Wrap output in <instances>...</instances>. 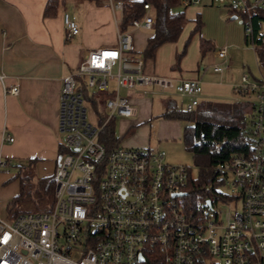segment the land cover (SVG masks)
<instances>
[{
  "label": "built area",
  "instance_id": "obj_1",
  "mask_svg": "<svg viewBox=\"0 0 264 264\" xmlns=\"http://www.w3.org/2000/svg\"><path fill=\"white\" fill-rule=\"evenodd\" d=\"M208 1L236 11L248 38L264 28L263 20H251L264 0ZM109 5L121 12V1ZM143 8V16L131 20V29H150L153 16L147 4ZM62 21L66 40L78 33L66 12ZM213 55L222 60L213 64L215 72L229 67L226 45ZM142 65L129 30L117 29L115 47L89 51L74 73L61 78L58 131L63 151L51 173L53 201L45 211L0 216V264H264V67L256 78L243 72L232 86L235 94L251 98L247 152L219 165L225 191L217 189L220 194L190 205L184 190L187 166L165 162L161 149L118 144L106 152L98 140L107 122L136 114L119 88L139 89L143 95L151 87L173 91L185 97L186 113L198 105V79L174 82L143 73ZM77 76L84 78L86 88L108 94L101 119L92 111V120L87 118L88 101L75 86ZM4 77L0 73L2 92L17 94V84L5 85ZM4 139L13 140L8 135ZM9 166L11 160L0 154V173Z\"/></svg>",
  "mask_w": 264,
  "mask_h": 264
},
{
  "label": "crops",
  "instance_id": "obj_2",
  "mask_svg": "<svg viewBox=\"0 0 264 264\" xmlns=\"http://www.w3.org/2000/svg\"><path fill=\"white\" fill-rule=\"evenodd\" d=\"M109 1L114 0H102L100 3L88 0L55 1L56 6L53 13L44 14L47 0H0V73L5 75V85L17 84L18 86L17 94H8L2 92L0 83V154L9 158L11 163L21 164V166L32 165L38 178L52 173L59 146L62 144L61 133L58 131L61 78L74 73L79 61L89 51L116 46L118 28L114 18L119 20L120 13L111 10ZM66 2L69 3L68 6H66ZM184 8H192V17H188L191 20L189 32L195 25L196 17L200 22L199 30L189 38V41L191 39L196 41L195 45L192 44L194 45L193 53L191 55L185 53L175 66L170 58V53H167L171 48H168L166 44L171 42L162 43L156 48L154 61L149 66L144 64L142 71L145 74L168 77L174 82L183 79H198L201 85V94L195 110H206L208 109L207 105L218 103L215 101L217 99L215 96L218 95H215L214 91L219 94L218 91L221 90L213 85L215 84L214 74L219 77V80L216 81L219 86L222 82L221 76L225 73L231 74L233 65L230 61L229 67L220 73L213 70L215 62L208 67L210 72L206 67H200L201 63L198 61L197 55L199 54V42L200 39L207 41L210 46L207 52H211L215 57L212 53L214 49L229 40L232 42L237 40L235 35L228 31L226 26L228 24L225 20V14L229 16V19H233L231 16L235 14H229L227 9L217 7L208 0H203L199 5ZM67 10L69 11L68 15L74 19L78 27V33L68 40L64 38L62 21V14ZM148 12L153 16L151 8L148 9ZM184 18L186 20L185 15ZM127 30L131 34L134 51L140 53L151 31L142 28L131 29L130 27ZM198 32H202V37L198 36ZM195 34H197V39L194 40ZM227 60L229 59L227 58ZM220 64H222V60ZM243 72H247L250 78H255L251 71L242 65L238 79L227 82L231 90ZM81 78L84 82V78ZM75 86L80 88L76 79ZM87 89L90 94L95 93L96 101L99 102L97 109L103 113V100L108 94ZM121 89L124 88L118 89L119 95ZM125 90H128L129 93L124 97L128 98L136 107V114L123 118H132L136 125L148 121L153 113L151 108L154 98L151 96L163 95L160 97L163 110L160 113L161 118L154 124V134L158 139H162L161 141H181V120L165 118L162 114L168 104L182 110L185 97L173 91L161 93L154 87H151L150 93L146 95H143L139 89ZM245 101L248 99L243 97L241 100L236 99L226 103L246 104ZM88 106L94 112L89 101ZM248 113L246 117L249 116ZM97 117H99L98 114ZM116 118L113 119V127H115ZM5 135L11 136L13 140L7 141L4 139ZM115 137L117 144L120 145L118 137ZM147 148L156 150L149 146ZM166 158L165 152V162H167ZM9 177L10 175L6 171L0 173V198L2 199H12L16 195L4 191L6 187L4 183ZM17 183L16 190L18 191V180Z\"/></svg>",
  "mask_w": 264,
  "mask_h": 264
},
{
  "label": "trees",
  "instance_id": "obj_3",
  "mask_svg": "<svg viewBox=\"0 0 264 264\" xmlns=\"http://www.w3.org/2000/svg\"><path fill=\"white\" fill-rule=\"evenodd\" d=\"M100 3L102 0H88ZM147 4L153 12V23L150 27V35L146 38L145 46L139 53L144 64L154 61L156 48L165 42H174L177 40L185 21L183 10H176V7H182L179 0H121L120 18L117 22V28L125 31L129 28L133 18H139L144 14L143 5ZM56 3L54 0H47L44 8V14L53 13ZM184 8V7H182ZM229 14L237 15L234 10H227ZM264 21V8L255 9L251 20ZM200 28V22L196 17V22L190 30L181 53L184 52L188 39ZM246 43H252L255 46V55L260 65L264 67V34L256 29L251 38L244 35ZM199 56L203 57L210 49L209 43L200 39ZM136 52V51H134ZM137 53V52H136ZM80 84L81 95L90 103V106L97 113L100 119L103 113L99 111L95 93L90 94L81 77H76ZM100 93V92H99ZM97 93V94H99ZM246 104L232 103L228 106H221L217 103L207 105L206 110H194L186 113L183 110L170 106H165L162 114L165 118H175L179 120H189L190 125L182 127L181 142L186 151L191 153L194 164L197 167V175L191 177L188 169V178L184 188L187 196L185 200L193 204L197 200H202L212 195H218L217 188L223 182L224 172L219 165L229 162L234 156L245 154L248 150L246 138L249 132V120H245L249 110V101ZM247 105V107H246ZM249 115V113H248ZM250 118V115L248 116ZM248 123V124H246ZM98 140L103 144L106 152L118 145L114 134L113 120L107 122L98 134ZM63 151L62 145L59 146L58 155ZM53 179L52 174L40 177L36 180L34 193L38 195H49L53 201ZM26 186L19 178L18 193L9 202V214L12 216L21 213L13 209L14 204L24 193H29ZM224 196V195H223ZM52 204V202H51ZM45 207L42 211L49 209Z\"/></svg>",
  "mask_w": 264,
  "mask_h": 264
},
{
  "label": "rangeland",
  "instance_id": "obj_4",
  "mask_svg": "<svg viewBox=\"0 0 264 264\" xmlns=\"http://www.w3.org/2000/svg\"><path fill=\"white\" fill-rule=\"evenodd\" d=\"M68 2H66V6H68ZM217 7L218 5H215ZM176 10H183L184 15L186 17V20L183 23L182 32L179 36V38L171 43L166 44L168 48L167 53H170V58L172 59V63L176 66L179 62V60L184 56L185 53H189L191 55L194 50V45L196 41H193L192 39L188 42L185 46V50L183 53H181L183 45L188 38L189 29H190V23L191 20H189L188 17H192V8H180L176 7ZM69 14V11L66 12ZM226 25L228 31L233 33L235 36V41L232 42V40H229L228 42H225L222 45L228 46L227 49V58L228 63L231 61L233 65V72L231 74L225 73L221 76V83L219 86L217 85V82L219 80L218 75L214 74L213 80L215 81V84H213L215 87L221 89L218 91L219 94H216L214 91L215 96L217 99L215 100L218 102L217 104L221 106H228L229 104L226 102H232L236 99H242L243 96L239 94H235L227 85L228 81H234L235 79H238V76L240 74V67H247L253 76L256 78L258 77L259 70L263 67L259 63H257L255 58L254 51L250 48V45L245 42L244 40V33L242 30V26L239 23V17L236 19H229V16L226 15ZM262 34H264V28L261 31ZM192 38V37H191ZM194 40L197 39V34L193 36ZM193 41V42H192ZM194 44V45H192ZM220 45V46H222ZM213 53V52H212ZM198 55V61L201 63L200 67H208L213 63L220 64L221 60L219 58L213 57L211 52H207L203 57H200ZM188 56V55H187ZM151 62H147V66H149ZM212 66V65H211ZM245 71H247L245 69ZM208 72H210V69H208ZM232 75V76H231ZM227 76V77H226ZM231 76V77H230ZM129 93L128 90L121 89L120 95L127 96ZM163 95H152L151 97L154 98L153 104H152V115L150 116V119L145 122L134 124V120L132 118H123V117H117L115 119V127H114V133L115 136L118 137L120 141L121 146L125 147H135V146H143V147H151L153 149H163L164 152H166V161L170 164H183L187 166L190 170L191 177L195 178L197 175V167L193 162L192 155L188 151H186L183 147V144L180 140L172 141V142H165L161 141L162 139H158L154 130V124L155 122L161 118V111L163 110L161 107V101L160 97ZM224 96V97H223ZM223 97V98H222ZM248 101H251V98L248 97ZM221 102V103H220ZM233 104H231L232 106ZM236 105L232 106L235 107ZM249 108V107H248ZM87 111V118L89 120H92L91 118V108L89 106H86ZM249 112V110L247 111ZM248 117H245V120L247 122ZM192 122L189 120H181L182 127L184 125H190ZM60 139L63 140V134L61 133ZM127 142V143H126ZM20 165V166H19ZM3 171H6L9 173L10 177L6 180L4 183L5 187V193L9 194H17L18 191L17 188V180L19 181V178H22V181L24 182L26 186V190H29V193L24 195L16 201V203L13 206L14 210H17L19 212H38L42 211L45 207H48L51 202V196L49 195H36L34 193V188L36 185L37 175L34 172L32 165H22L17 163H11V166L3 169ZM231 179V178H229ZM220 191H225L226 189L223 186H219L217 188ZM10 198H0V216L7 215L8 217H11L12 214H9L8 207ZM219 209H223V205H218Z\"/></svg>",
  "mask_w": 264,
  "mask_h": 264
},
{
  "label": "water",
  "instance_id": "obj_5",
  "mask_svg": "<svg viewBox=\"0 0 264 264\" xmlns=\"http://www.w3.org/2000/svg\"><path fill=\"white\" fill-rule=\"evenodd\" d=\"M231 18L235 19L236 18V15H232ZM239 23H240V20H239ZM59 158H60V155H57L56 162H58Z\"/></svg>",
  "mask_w": 264,
  "mask_h": 264
}]
</instances>
